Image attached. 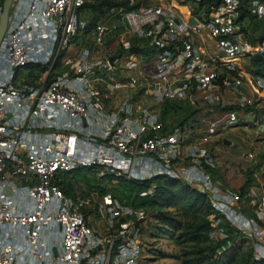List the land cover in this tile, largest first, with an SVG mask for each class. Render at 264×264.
Masks as SVG:
<instances>
[{
    "label": "built area",
    "instance_id": "1",
    "mask_svg": "<svg viewBox=\"0 0 264 264\" xmlns=\"http://www.w3.org/2000/svg\"><path fill=\"white\" fill-rule=\"evenodd\" d=\"M88 1L15 0L1 41L0 264H145L138 223L146 209H125L110 187L145 181L140 195H152L157 176L205 192L214 241L230 225L264 260V186L227 188L211 172L217 136L264 95V76L238 60L264 57L255 24L264 0H132L91 27ZM140 92L204 104L170 127L159 110L138 105ZM260 131L264 143V121ZM77 168L106 183L71 190Z\"/></svg>",
    "mask_w": 264,
    "mask_h": 264
},
{
    "label": "rangeland",
    "instance_id": "2",
    "mask_svg": "<svg viewBox=\"0 0 264 264\" xmlns=\"http://www.w3.org/2000/svg\"><path fill=\"white\" fill-rule=\"evenodd\" d=\"M163 1L142 0L144 5L160 4ZM102 7L104 10L99 14H103L107 9ZM254 28L257 27L254 26ZM238 60L247 68L254 66L253 61L245 56H240ZM38 77V74L29 76L30 79ZM135 97L138 105L159 110L170 127L176 125V122L183 123L188 118L196 116L203 108L201 104H204L176 101L177 103L171 105L142 92ZM253 99L256 100L254 112L246 113L237 123L227 126L223 136L220 135V140L214 148L215 159L211 172L215 181L220 182L224 187L244 191L246 187L253 186L259 192V189L264 186V183L262 184L264 182V143L262 142L263 134L260 131V123L264 121V95L256 94ZM224 138L228 141H224ZM249 151L255 153L253 159L248 157ZM256 168L259 169V177L253 175L252 170ZM70 173V176H74H71L72 179L69 182L66 181V186L78 192H81L86 184L93 187L106 183L102 174L93 170H72ZM173 179L175 180L161 181L160 188L157 187L159 190L152 194L156 197V203H146V207L134 203L136 199H140L132 188L128 189L126 185H123L121 190L119 186L112 184V187L117 189V194L124 199L125 209L129 211L133 210L130 208L136 207L146 209L145 216L138 223L141 239L144 242L145 264H200L201 256L204 257L202 264H214L216 257L209 258L210 249H202L214 241L210 217L212 207L208 200L198 195L181 178ZM199 238L200 242L197 245ZM199 249H201L200 252ZM250 252L251 241L242 235L237 244L229 248L219 259L228 264H236L233 258L247 257Z\"/></svg>",
    "mask_w": 264,
    "mask_h": 264
},
{
    "label": "trees",
    "instance_id": "3",
    "mask_svg": "<svg viewBox=\"0 0 264 264\" xmlns=\"http://www.w3.org/2000/svg\"><path fill=\"white\" fill-rule=\"evenodd\" d=\"M200 1L202 3L204 0H200ZM209 1H210V3L212 2V0H209ZM130 2H132V0H90V1H88L86 3V5L84 6V8L86 9V17H88V20H89V27L93 26V24L97 20L96 18L99 16V13H101V11L104 10L102 6H104L105 9L106 8L109 9V7H111L113 5H120V4H123L125 6L130 7V6L133 5V3L130 4ZM101 7H102V10H101ZM252 23L254 24V21H252ZM253 61H254V63H256V65L258 67L257 70H256L257 73L258 74L260 73V74H262L264 76V58L263 59H259V60H257L256 58H254ZM31 72L29 73V75H31ZM80 169H88L89 170V168H77L75 170L78 171ZM156 179L158 181L157 187H159V188L161 186V181H165V180L166 181L175 180L173 178H168V177H165V176H157ZM117 184H119V185H117ZM185 184L188 185V186H190L187 183H185ZM123 185H126V188L128 187V189L129 188H132L136 192V196L140 199V200L136 199L134 201V203H136L137 205H141L142 204L143 206L146 207V203H156V200H155L156 197H153V195H146V196H143V195L140 196L139 195L140 194V191L143 188H145V186L147 185V182H145V181H136V180L135 181H131V180H127L125 178H121L120 181L118 183H116V186H119L118 188H121V190H122V186ZM99 187H101L103 190H105L104 187H102V186H99ZM190 187L193 188V190L198 195L200 194L206 200H208L207 199V195H206L205 192H203L200 189L198 190V189L194 188L193 186H190ZM159 188L157 190H159ZM110 189L113 191V193H115L117 196H119L117 194V192H116V190H117L116 188H113L111 186ZM122 200L124 201V199H122ZM225 228L228 229V237L227 238L222 239L221 242L213 241V242L207 244V246H205V247L202 248L204 250L206 248H209L210 249V256H209V258H213L214 256L216 257V259L214 260V264H228V262L222 261L219 258H221L222 255L225 254L226 251L229 248H231L232 246H234L235 244H237V242L241 238V235L238 232H236V230H235L234 227H231L230 225H225ZM229 241L230 242L233 241V242L230 245H228L226 248H224V250L222 251V253H219L218 247L222 243H225L226 244ZM199 242H200V238L197 240V245H199ZM198 251L200 252L201 249H199ZM218 255H219V257H217ZM233 261L236 264H262V263H264V260L256 259L254 257L252 248H251V252L249 253V255L247 257H243V258L235 257V258H233ZM202 262H204V257L201 256L200 259H199V263L202 264Z\"/></svg>",
    "mask_w": 264,
    "mask_h": 264
},
{
    "label": "water",
    "instance_id": "4",
    "mask_svg": "<svg viewBox=\"0 0 264 264\" xmlns=\"http://www.w3.org/2000/svg\"><path fill=\"white\" fill-rule=\"evenodd\" d=\"M14 3H15V0H4L3 1V9H2V12L0 14V45H1V41L4 37V34L8 28V25L10 23V17L12 15V12H13V8H14ZM193 20V18H192ZM255 24L258 26L261 27V34L262 36H264V14L263 16L261 17H258L255 19ZM138 49V47L136 45H133L131 50H136ZM113 57V56H112ZM254 58L256 59H262L264 58L263 55L261 53L259 54H256L254 56ZM224 141H228L226 138L223 139ZM219 140L216 141V143H218ZM7 189H11L10 186L7 187Z\"/></svg>",
    "mask_w": 264,
    "mask_h": 264
},
{
    "label": "crops",
    "instance_id": "5",
    "mask_svg": "<svg viewBox=\"0 0 264 264\" xmlns=\"http://www.w3.org/2000/svg\"><path fill=\"white\" fill-rule=\"evenodd\" d=\"M253 28H254V26H253ZM257 29H258V28H254V30H257ZM262 59H263V58H262ZM257 60H258V59H257ZM253 64H254V68L257 70L258 67H257L256 63H253ZM256 70H255V71H256ZM256 73H257V71H256ZM259 74H260V73H259ZM261 75H262V74H261ZM223 131H224V130H223ZM223 131L221 132V134H219V135L217 136L216 141L218 140V138L220 137V135L223 136V135L225 134V132H223ZM219 140H220V139H219ZM216 141H215V143H216Z\"/></svg>",
    "mask_w": 264,
    "mask_h": 264
}]
</instances>
